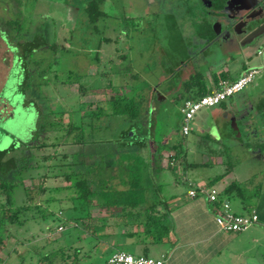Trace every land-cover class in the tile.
<instances>
[{"label": "rangeland", "instance_id": "obj_1", "mask_svg": "<svg viewBox=\"0 0 264 264\" xmlns=\"http://www.w3.org/2000/svg\"><path fill=\"white\" fill-rule=\"evenodd\" d=\"M121 1L128 2V7L132 5V11L127 14L132 16L128 20L125 19V13L121 15L119 0H110V3L117 4V6L110 4L109 13L113 18L111 21L102 22L96 29L90 28V30L85 25L73 27V34L71 32L69 34L71 29L68 28L67 18H71L76 13L73 8L81 5V0H0V29L8 20H19L18 26L10 28L8 33L16 48L26 47L25 51L18 52L5 89L0 93V153L7 151L6 154L11 158L26 151L23 144L28 148L27 144L36 141L32 146L35 144L34 146L39 150H33V156L36 158L31 159L27 166H36L40 161L38 157L41 155L57 154V157L56 160L45 164L49 169L40 171L43 173V178L38 177L36 181L27 178L25 184L30 186L43 182L47 186H65L67 183L64 177L52 180L53 175H63L67 170L66 163L77 162L78 158L73 155L81 152L82 144L79 143L78 137L82 133L78 132V129H76L77 134L48 130L41 133L40 124L43 114L77 109L80 104L85 105L84 111L98 110L99 107L107 108L109 100L115 93L121 92L120 85L123 83L126 85L125 80L119 79L108 70L109 67L119 66L124 71H131L133 68L130 73L138 74V79L133 85L130 84L132 76L130 74L128 84L131 90L128 89V93L132 96L141 95L140 98L137 97L141 106L140 113L144 115L148 110L149 114L144 118L150 123L147 122L144 130L140 131L127 117L112 115L100 120H96V117L88 118L90 123H94L90 125L91 128L88 126L85 129L84 145H88L86 147L88 151L107 150V154H111L112 150L116 153L119 149L127 148L126 158H133L138 155L130 150V145H123L122 136L126 138L130 134L128 140L140 139V144L138 143L142 149L140 153L145 156L149 148L156 151L154 142L158 145L166 139L167 143L169 141L171 144L182 145L187 151L189 164L201 162L206 164L207 168L221 165V170L225 171L227 159L230 158L231 163L237 166H234L232 174L236 172L242 177L252 176L249 179V185L253 187L252 191L260 183L264 186V148L258 147L260 149L255 148L254 151L248 145L251 143L249 139L251 141L258 139L261 134H248V138L245 130L249 124L255 125L259 121V113L257 112L256 116V110H258L259 99L264 98V32L235 47H226L225 41L209 44L204 35H201V33H209V28L203 26L202 18L207 17L209 11L211 12L210 20L213 23L222 17L225 20L228 15H232L224 0L222 6L220 2L215 3V9L212 11L202 6L201 8L207 11L204 15L203 11L202 14L195 11L201 6L197 0L186 1L188 3H185V12L176 10L175 4L178 0H120V3ZM185 5L179 4L182 10ZM191 7L194 9L190 10ZM262 7L264 8V5ZM115 9L118 10L115 11ZM79 32L83 35L78 40ZM121 33L125 36L122 37ZM104 36L111 39L103 42L101 38ZM101 44L103 46L99 54L98 49ZM4 48L1 42L0 52H3ZM260 51L262 53H259ZM104 52L106 55L108 53V56H103ZM110 56H113L112 62L109 60ZM9 61L11 62L10 58H8ZM249 67H257L263 71L252 85L223 104L202 109L190 123L191 132L188 136H183L179 132L183 121L181 107L186 93L183 89L184 82L192 72H198L207 77L209 74V77L217 79H220L222 75L234 79L244 68ZM107 70L111 77L105 80ZM200 76L199 74L194 78ZM72 82H78L86 88L83 87L82 90ZM109 82L119 89L115 91L105 88ZM210 82L206 81L207 86L213 85V81ZM95 89L97 90L93 91ZM249 100L257 103L256 109L255 106H248ZM5 101L14 108L12 116H1L5 113ZM246 105L247 107L243 109ZM78 113H75L76 124L81 121ZM48 117L46 116L44 120H49ZM224 118L230 119L231 125L237 124L240 141L230 131L231 125L228 126L226 122H223L226 120ZM54 119L68 124L70 113L66 112L63 117L51 115L50 120ZM244 120L249 124L243 122ZM89 122L86 121L87 124ZM213 124L215 127L213 133H207L205 130H210ZM207 134H214L215 137L217 134V140L223 141V144L229 148V156H223V152H219L223 148L221 144L213 147L216 143L212 141V144L211 140L207 139ZM142 138H146L147 141ZM149 138L155 141H150ZM208 148H213L218 153H207ZM167 153L173 155L168 156ZM174 154L175 151L171 149L160 154L161 164L166 169L159 174L149 175L145 172L143 184L149 196L152 195L155 199L172 197L177 201L186 202L189 186L184 176L185 165L180 160H175ZM28 155L30 156V152ZM64 156L67 158L65 159ZM118 158L117 153L116 160ZM172 161L173 165L177 166L173 169L167 168ZM137 163L141 164L139 158ZM53 166L55 167L51 173ZM195 171L194 173L197 174L192 173L191 176L195 175L193 177L205 180L220 171V167L215 170L202 168ZM32 172L28 175H32ZM36 173L33 172V174ZM111 184L117 189H124L119 186L121 182L118 178ZM21 191L17 190L15 194L19 203L23 199ZM252 202L256 203L255 206L262 214V221L248 231L253 234L251 240L254 237L256 243L249 247L246 240L237 242L231 246L233 253L225 251L221 257L214 258L207 264H233L231 260L235 259L234 255L243 250H248L245 255L255 258V264H264V234L258 233V230L264 229V187L260 199ZM105 213L106 211L101 208L94 207L92 217L98 219ZM94 221L92 226L98 223ZM50 227L53 231H47ZM60 227L57 222L40 219L37 224L29 223L24 229L13 228L15 236L7 238L0 248L2 259L9 258L10 254L11 256L9 261L6 260L0 264H46L43 260L37 261L40 253H44L42 250L46 245L44 239L53 241L59 238L58 244L65 245V240L60 235L62 233ZM81 238L87 239L88 234L82 233ZM75 240L76 237L73 241ZM20 242H24L27 247L25 245L23 248L20 247L16 255L13 251ZM90 246L84 248L81 258L90 250ZM100 248L103 251L107 249L105 246ZM135 249L133 246L125 248L132 255H142ZM112 254L107 251L105 256L100 257L99 251L96 250V257L86 258L82 264H106V259L109 260ZM22 255L25 257L24 260ZM149 257L160 258L151 252ZM243 261L246 260L243 259ZM234 264L238 263L234 261Z\"/></svg>", "mask_w": 264, "mask_h": 264}, {"label": "trees", "instance_id": "obj_2", "mask_svg": "<svg viewBox=\"0 0 264 264\" xmlns=\"http://www.w3.org/2000/svg\"><path fill=\"white\" fill-rule=\"evenodd\" d=\"M86 13L91 24L96 23L99 17L103 15L99 10V2L97 0L89 4ZM14 23L18 26L19 21L7 22L5 25L11 28L15 25ZM227 78L224 76L222 79L225 80ZM196 86L200 87L201 92L195 96L189 95L187 99L195 100L214 92L206 91L201 76L198 78L193 77L186 82L184 90L188 92L192 87ZM140 107L136 96H132V94L125 91L117 92L109 100V110L105 111L100 108L99 113L96 112L94 115L99 118L102 115H108L110 111L111 116L127 117L132 124L140 131H143L146 123H150V121H145L149 111L142 115ZM49 113L43 114L40 124L41 132L61 129V123L56 119L50 120V116H59L60 114L63 115V113L59 111ZM86 114L93 115L92 113ZM46 116H49L47 121L44 120ZM75 129L82 131L84 127L79 124V127L68 130L73 131ZM84 135L80 134L78 137L80 138L79 142H85ZM128 137L130 138L129 135L126 138L122 137L124 140L123 145H130L131 147L132 144ZM207 139L211 140L212 144L213 142L216 143V145L213 144V147L220 145L219 142H216L209 135H207ZM86 147L88 145H83L80 149V154L73 155L78 158V163L68 162L65 164L67 170L63 175H53L54 178L52 180L57 179V177H64L67 183L65 186H47L43 182L30 186L25 184L27 178L35 181L38 177L43 178V173L40 171L45 170V168L49 169L45 164L48 161L56 160L57 154L50 156L41 155L38 157L40 161L37 162V165L29 167L27 166L29 161L36 157L33 156V151H29L30 149L27 147L24 148L26 151L11 158L6 154L7 151L0 153V248L7 238L15 236L13 228L24 229L29 223L37 224L40 219H46L52 223L57 222L63 228L60 235L65 240V245H60L58 244L59 238L53 241L44 239L46 244L42 248L44 253H40L37 261L43 260L46 264H82L86 258H95L96 250L99 251L100 257L105 256L107 251H110V253L117 251L128 252L125 248L127 249V244L130 241H135L138 245L143 246L142 255L139 256L149 257L152 245L169 241L170 232L162 224L161 216L156 213L158 204L148 202L149 200L146 197L148 192L143 184V174L148 170L147 167L149 166L143 157L138 155V157L126 158L127 152L121 149L116 151V153L114 152L115 150H112L111 154H107V150L88 151ZM168 149L174 150L175 160H180L187 168L202 166L201 164H189L187 162V154H185L182 145L166 146L158 143L156 157L161 158V152ZM228 149L224 145L219 152H223V156H229ZM29 152L30 156L28 155ZM117 153L121 155L116 160ZM207 153L215 154L218 151L208 148ZM64 158L66 159L67 156H64ZM138 158L141 164L137 163ZM229 159L226 162L227 169L222 175L211 179L209 186H214L222 181L237 167ZM157 165L155 172L160 173L163 167H160V164ZM54 167L51 168V173H53ZM173 167L171 165L167 166L169 169H173ZM203 167H206V164H203ZM32 171L37 173L33 174ZM29 172H32V175H28ZM117 178L121 182L119 186L124 189H117L111 184ZM262 189L263 186L260 184L252 191L244 183L235 180L219 194L218 200L214 204L222 207L225 202H229L232 198L240 199L245 211H252L248 215L252 213L258 215V222L256 223L258 224L262 214L259 213L257 206H255L256 203L252 201L260 199ZM17 190H22L21 192L23 193V199L20 203L15 197ZM94 207L101 208L106 213L102 217L95 219L92 217ZM93 221L98 223L92 226ZM47 231H53V229L50 227ZM82 233H87L88 238L82 239ZM75 237L76 240L73 241ZM73 244H76V246H73ZM18 245L13 251L16 255L19 253V248H23L25 244L20 242ZM86 246L91 248L81 258L80 256L84 254ZM101 246H105L107 249L103 251L100 248ZM10 256L11 254L9 258ZM9 258L2 259L0 257V263L6 260L9 261ZM22 258L23 260L25 259L24 255H22ZM107 262L108 260L106 259V264Z\"/></svg>", "mask_w": 264, "mask_h": 264}, {"label": "crops", "instance_id": "obj_3", "mask_svg": "<svg viewBox=\"0 0 264 264\" xmlns=\"http://www.w3.org/2000/svg\"><path fill=\"white\" fill-rule=\"evenodd\" d=\"M0 41L3 43L5 47L4 51L0 52V93H1L5 89L9 74L13 68L17 55L14 54V52L10 51L9 45L7 44V42H5L2 38H0ZM8 58L11 59V62L10 61L8 62ZM203 76L201 77L205 85L204 87L206 91H209V92L214 91L213 93H215L217 89L219 88L220 82L224 81V79H222L224 75H222L220 79H215L209 76L208 77L204 76L205 80L208 81V83L210 81H213V85L207 86L206 81L204 80ZM240 76H241V72L238 74L236 78L234 79L227 78L225 80L232 82L238 79ZM199 88H200L199 86L192 87L188 92H186L184 96V102L188 100L187 97H189V95L195 96L199 94L201 92ZM5 103H6L4 105L5 113L4 115H1V116H8V115L12 116L14 108L10 106L8 102L5 101ZM223 122H225V120ZM179 132H181V130ZM211 133L213 132L211 131ZM207 135H209L212 139L219 142L222 146L225 145L223 144L224 143L223 141L217 140L218 138L217 134H216L217 138L213 136L214 134H207ZM234 137L237 139L239 138L238 134L237 135L235 134ZM142 139L146 140V138H142ZM149 139L150 141H155V139H152V138H149ZM163 141L164 142L161 144L166 145V146L169 144L170 146L180 145V144H171L168 140H167L168 141L167 143L166 139L165 140L163 139ZM130 143L132 144V146L129 147L130 150L133 151L135 155H139L143 157V159L148 163L149 167H147L148 170L146 172L149 175L156 173L155 170H156V166H158L157 164H160V167L162 166L160 157L158 156L156 157L157 149H158L157 143L154 142L157 147L156 151L154 152L152 148H149V150H147L146 156L140 153V150L142 152V149L140 148V145H139L140 139L137 140V138H132L130 139ZM122 151H125L128 153L127 148L123 149ZM163 152H167V150H164ZM163 152H161V154ZM167 154L168 156L173 155L172 153H167ZM185 154H187L186 150H185ZM191 164H198V163L193 162ZM199 164H201L202 166L195 167V168H187L185 166L184 172L186 173L184 174V176H185V181L188 183L189 189L191 188L192 185L209 186V181L211 179L219 175H222L224 173V171L221 170V167H222L221 165L207 168V167H203V163L200 162ZM169 165L172 166V164H169ZM173 166L176 167L177 165H173ZM162 167H163V170H165V167L164 166ZM217 167H220V171H218L214 176H211L209 179L203 180V179H197L193 177L195 175L191 176L192 173L196 172L195 170H202V168L215 170ZM189 169L190 171H188ZM181 173L183 174V172ZM188 173H190L189 178H188ZM194 174H197V173H194ZM250 177L252 176L242 177L241 174H237L236 172L233 174L230 173L222 181L218 182L214 186H209V187L216 188L220 194L232 181L237 180L239 182L244 183L245 186L249 190H251L253 187L249 185ZM188 192L186 195L187 196L186 202L177 201V199L172 198V197L168 199H165L164 197H161L160 199H155L152 195L149 196L148 194V196H146L147 199L149 200L148 202L158 204L156 213L161 216L162 224L165 227H167V229L170 232V238L168 242L166 241L160 242L150 247V252L157 254L160 258H163L165 260V264H207V262H210L214 258L221 257L225 251H229L230 253H233L231 246L237 242L246 240L249 247H252L256 243L255 242L256 239L254 237L251 240V236L253 234L248 233V231L255 225L249 228L246 232H243L240 234H230V233L221 232L216 223V216H217L216 211L217 209H220V207H218L214 203L209 202V200L205 197H199L196 199H192L189 196ZM228 203L230 204L232 212L236 215L246 216L252 212V211H245L244 207L242 206V201L240 199L232 198ZM261 221H262V218L260 217V222ZM260 232L264 234V229H262V231L258 230V233ZM129 246H133V248H136L135 250L138 252L142 253L143 251L142 250L143 246L138 245L137 243H135V241L128 242L127 248H129ZM247 253H248V250L246 251L243 250L241 253L235 254L234 256L236 257L234 260H231V262L233 264H234V261H236V263L238 264H255L254 262L255 258L250 257V255H245ZM237 256L239 257L237 258ZM238 259H240V261H238ZM243 259L246 261L244 262Z\"/></svg>", "mask_w": 264, "mask_h": 264}, {"label": "flooded vegetation", "instance_id": "obj_4", "mask_svg": "<svg viewBox=\"0 0 264 264\" xmlns=\"http://www.w3.org/2000/svg\"><path fill=\"white\" fill-rule=\"evenodd\" d=\"M94 1L95 0H81V5H78L76 8L75 7L73 8V10L76 13L74 15H72L71 18H69V19L67 18V21H66L69 24L68 28L71 29V31H69V34H70V32L73 34V32H74V31H72L73 27L74 28H78L77 26L85 25V26L89 27V30H90V28L91 29L92 28L96 29V27L100 23H102V22L105 23V21L107 22V21H111V19H113L110 16V13H109L110 12V8H111V5L112 6H117V4L110 3L109 2L110 0H97V2H99V10L103 13V15H101L99 17V19H98V21L96 23L91 24L90 21H89V18L87 16L86 9L88 8L89 4L94 2ZM179 1L181 3H179ZM186 1H188V0H178L176 2L175 6L177 7L176 10L178 12H185V8H186L185 3L186 4L188 3ZM197 1H199V4L201 5L199 7V9H195V11L197 13L199 12V13L202 14V11H203L204 12L203 15L207 14V11L205 9L201 8L202 6L205 7L206 9L208 8L209 10L212 11L213 9H215V7H214L215 3L218 4L220 2L221 6H222L224 1H225L224 3H226L227 7L229 6V8H230L229 10L232 13V15H228L225 18V20H224V17L220 18V20H222V21L219 20L217 22H214L215 24L210 20V18H211L209 16V14L211 13L210 11H209V14H208L207 17L204 16L205 18H202L203 26H206V27L209 28V33L208 32L207 33H201V35H204V38L207 39V42L209 44H212L214 42L219 43L220 41L221 42L225 41L224 43L226 44V47H229V46L235 47V45L239 46L240 43L243 44V43H245V42H247V41H249L251 39H254L255 37H257L258 35H260L261 33L264 32V8L262 7L264 5V0H224V1L223 0H197ZM121 3H122V1H121ZM121 3H120V0H119L120 10H122L121 11V15L122 14L124 15V13H125V19L128 20L129 17L132 16V15H127L128 12L132 11V8H131L132 5H130V7H128L129 6L128 2H125V3L123 2L122 4ZM183 3H184L185 6H184V8L182 10V8L179 6V4H183ZM71 7H73V6H71ZM192 8L194 9V7H191L190 10ZM117 10L118 9H115V11H117ZM186 10H189V9H186ZM116 15H118V14L116 13ZM7 22H17V21L12 19V20H8ZM7 22H5V23H7ZM16 27H17L16 25H13L11 28H16ZM9 29L10 28H8L4 24L1 27V29H0V38H2L5 42H7V44L9 45L10 51L14 52V54H16L18 56V52L25 51L26 47L25 46H21L20 48H16V46L13 45L12 41L10 40L11 38L9 36V33H8ZM123 33L120 34L122 37L125 36V34H123ZM82 35L83 34H81V33L79 34L78 40L82 37ZM109 39H111V38H109ZM109 39L106 38V36L101 38V40H103V42H105V41H107ZM102 44L100 45V48L98 49L99 50V54L101 52V50H100L101 46H103ZM259 53H262V51H260ZM103 56H108V53L106 55V53L104 52ZM112 57L113 56H110V59H109V60H111V62H112ZM101 68L99 70H101ZM253 68H255L257 70V73H256V76H255V78L253 79V81H252V83L250 85H252L255 82V80L262 74V72H263L262 69L257 68V67H249V68H244V70L241 71V75H242L246 71H248L250 69H253ZM108 70H109L110 73H113L115 76H118L119 79L121 78L122 80H125L126 81V85L123 83V85H120V89H119V88H117V86L115 84H114L115 86H113L112 82H109V84L106 85L105 88H108L109 90L111 88V89H113L115 91L119 89L121 92H123V91L128 92V89H130L129 84H128V81H129L128 79L130 78L129 77L130 74L132 75V73H130V72L133 71V68H131V71H124L121 67L119 68V66H118V67H115V68L109 67ZM108 70H107L106 75L104 77L105 80H108L111 77V76L108 75ZM97 71H98V69H97ZM192 73L187 78L186 82L190 81L191 78H193L194 76H197L199 74L202 76V74L198 73V72H196V73L192 72ZM208 76H209V74H208ZM125 77H127V78H125ZM213 78H215V77H213ZM137 79H138V74H136V73H135V75L133 74L131 76V79H130L132 83L130 82V84L133 85L137 81ZM215 79H217V78H215ZM186 82H184V84ZM72 83H73V85H76V86H78L81 89L84 87L83 85L78 84V82H72ZM84 88H86V87H84ZM96 90L97 89H95L93 91H96ZM121 92H118V93H121ZM140 96L141 95H139V96L136 95V100H137V97L140 98ZM232 98H230V99H232ZM230 99H228V100H230ZM228 100H226V101H228ZM258 102L259 103H258V106H257L258 110H256V116H257V112H258L259 113V116H258L259 121L255 125L249 124L245 120L243 121V122H246V123L249 124V126L245 127L247 137H248V134H261V135H259L258 139H255L253 141H251L249 139V141L251 142L250 144H248L249 148L253 149L254 151H255V148H258V147L261 148L263 146L262 148H264V98L263 97L260 98ZM223 103H221V104H223ZM249 105L255 106V109H256L257 103L255 101L249 100L248 106ZM108 106H109V102H108ZM108 106H107V108L99 107V109L103 108V110L107 111V110H109ZM84 107H85V105L83 106V105L80 104L77 109H72V110L70 109L69 111L60 110V112L63 113V115L60 114V116H62V117L65 115L66 112H69L70 113V119H69L68 124H64L61 121L60 122L61 123V126H60L61 129L60 130H56V132L58 131L59 133L62 132L64 134H73V133L77 134L76 129L74 131H71V130L69 131L68 129L79 127L78 125L82 124L84 129L82 131L80 129H78V132L80 131L82 134H85V129H87L88 126L90 127L91 124H94V123H90L88 121V118L96 117V120H100L103 117L105 118V116H111V112L109 111L108 115L105 114V115H102V116H100L98 118L94 114L96 112H98L99 109L98 110L96 109L94 111H90V110L89 111L88 110L84 111ZM245 107H247V105L244 106L243 109ZM146 112H148V110H146ZM75 113H78L79 117H82L81 121H79V124H76ZM86 113H92L93 115L90 116V115H87ZM260 115H261V119H260ZM224 119H226L225 122L227 123L228 126L231 125L232 122H231L230 119H228V118H224ZM86 121L89 122L88 123L89 125L86 123ZM213 129H214V126H211L210 130L206 129L205 131H207V133H209V132L213 131ZM230 131L233 134H239L237 124H235V123H234V125L232 124L230 126ZM87 133H88V131H87ZM128 134H129V132H128ZM122 141H123V139H122ZM85 142H86V140H85ZM85 142H82V143L79 142V143H81L82 146H83L85 144ZM33 143H36V141L27 144L29 146L28 149H30L32 151L35 150V149H38L36 146H34L35 144L32 146ZM256 143L258 145H256ZM244 145H246V144H244ZM23 146L27 147L24 144H23ZM38 147H41V146H38ZM260 148H258V149H260ZM261 151H263V150H261Z\"/></svg>", "mask_w": 264, "mask_h": 264}, {"label": "built area", "instance_id": "obj_5", "mask_svg": "<svg viewBox=\"0 0 264 264\" xmlns=\"http://www.w3.org/2000/svg\"><path fill=\"white\" fill-rule=\"evenodd\" d=\"M256 73L257 70L255 68L250 69L235 81H221L219 89L213 94L195 100H186L181 107L183 115L181 125L182 135L188 136L190 134V123L202 109L215 107L234 97L236 94L243 92L252 83ZM171 164L173 165L174 162L172 161ZM188 194L192 199L205 197L209 202L216 203L219 191L207 185H192ZM216 213V223L220 231L225 233H242L258 222V215L256 213L248 216L234 214L228 202H225L220 209H217ZM59 229L63 230L62 227ZM107 264H165V260L163 258L135 256L128 252L118 251L109 258Z\"/></svg>", "mask_w": 264, "mask_h": 264}]
</instances>
